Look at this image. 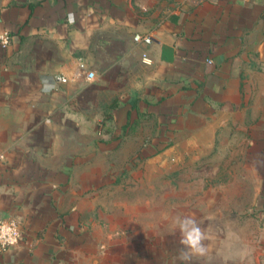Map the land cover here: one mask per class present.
I'll use <instances>...</instances> for the list:
<instances>
[{
	"label": "crops",
	"instance_id": "obj_1",
	"mask_svg": "<svg viewBox=\"0 0 264 264\" xmlns=\"http://www.w3.org/2000/svg\"><path fill=\"white\" fill-rule=\"evenodd\" d=\"M3 30L0 123H17L12 134L30 141L0 148V213L22 233L0 264H107L69 178L91 151L66 148L74 134L120 140L137 107L158 106L154 88L167 95L161 112L193 110L197 135L209 127V140L224 136L236 159L226 172L240 179V198L197 213V264H264V0H0ZM141 76L146 95L132 98L126 77ZM184 248L170 264H190Z\"/></svg>",
	"mask_w": 264,
	"mask_h": 264
},
{
	"label": "rangeland",
	"instance_id": "obj_2",
	"mask_svg": "<svg viewBox=\"0 0 264 264\" xmlns=\"http://www.w3.org/2000/svg\"><path fill=\"white\" fill-rule=\"evenodd\" d=\"M126 80L124 91L132 98L146 95L143 76ZM150 95L158 106L137 107L136 117L132 114L122 127L120 140L98 145L74 134L66 148L91 151L87 162L78 159L69 178L76 196L84 195V203L77 206L89 212V227L107 264H141L146 251L162 259L161 264H170L174 247L187 246L186 254L192 249L182 240L185 230L197 228V213L221 210L226 198H240V179H231L226 172V165L236 159L225 155L224 136L209 140L210 125L197 135L193 110L187 108L180 115L171 110L167 115L160 104L167 95L161 98L155 88ZM17 126L0 123V134L5 130L13 137L0 138V148L16 143L23 147L30 141L12 134ZM62 142L58 141V151L65 150ZM63 158L57 157V163ZM189 253L187 261L197 264V252Z\"/></svg>",
	"mask_w": 264,
	"mask_h": 264
},
{
	"label": "built area",
	"instance_id": "obj_3",
	"mask_svg": "<svg viewBox=\"0 0 264 264\" xmlns=\"http://www.w3.org/2000/svg\"><path fill=\"white\" fill-rule=\"evenodd\" d=\"M136 42H143L146 44L152 43V36L150 34L137 33L134 35ZM11 41V34L6 31H0V43L3 47H7ZM143 60L146 63L151 62L148 53H143ZM88 77L94 78L95 72L88 71ZM63 79V77H59ZM22 233L18 221L13 217H4L0 213V255L7 251L9 248L17 245L21 239Z\"/></svg>",
	"mask_w": 264,
	"mask_h": 264
},
{
	"label": "clouds",
	"instance_id": "obj_4",
	"mask_svg": "<svg viewBox=\"0 0 264 264\" xmlns=\"http://www.w3.org/2000/svg\"><path fill=\"white\" fill-rule=\"evenodd\" d=\"M186 238L182 240L183 244L189 245L195 252L203 254L205 249L200 246L202 235L199 229L193 228L190 232L185 230ZM182 259H188L186 255H182Z\"/></svg>",
	"mask_w": 264,
	"mask_h": 264
}]
</instances>
